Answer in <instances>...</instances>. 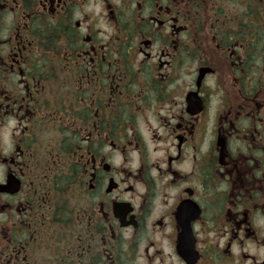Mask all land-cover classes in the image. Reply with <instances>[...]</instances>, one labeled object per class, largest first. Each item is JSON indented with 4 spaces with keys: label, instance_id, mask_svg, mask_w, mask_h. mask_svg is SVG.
Returning a JSON list of instances; mask_svg holds the SVG:
<instances>
[{
    "label": "flooded vegetation",
    "instance_id": "obj_1",
    "mask_svg": "<svg viewBox=\"0 0 264 264\" xmlns=\"http://www.w3.org/2000/svg\"><path fill=\"white\" fill-rule=\"evenodd\" d=\"M0 264H264V0H0Z\"/></svg>",
    "mask_w": 264,
    "mask_h": 264
}]
</instances>
